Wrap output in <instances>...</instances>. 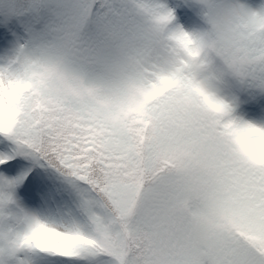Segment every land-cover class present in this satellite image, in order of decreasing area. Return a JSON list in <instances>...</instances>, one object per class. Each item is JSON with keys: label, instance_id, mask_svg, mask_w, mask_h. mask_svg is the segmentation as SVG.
<instances>
[{"label": "snow or ice", "instance_id": "1", "mask_svg": "<svg viewBox=\"0 0 264 264\" xmlns=\"http://www.w3.org/2000/svg\"><path fill=\"white\" fill-rule=\"evenodd\" d=\"M0 264H264V0H0Z\"/></svg>", "mask_w": 264, "mask_h": 264}]
</instances>
